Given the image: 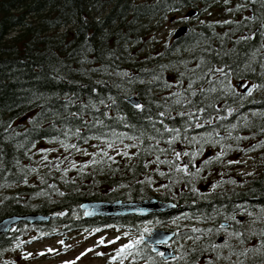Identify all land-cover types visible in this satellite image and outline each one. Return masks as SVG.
Instances as JSON below:
<instances>
[{"label": "trees", "instance_id": "16d2710c", "mask_svg": "<svg viewBox=\"0 0 264 264\" xmlns=\"http://www.w3.org/2000/svg\"><path fill=\"white\" fill-rule=\"evenodd\" d=\"M187 10L199 22L179 39L160 37ZM131 96L140 107L127 102ZM91 144L122 151L101 150L93 162L67 168L37 157L40 148ZM239 152L264 162V0H0V221L54 217L1 236L0 264H9L22 235L59 238L106 228L145 234L135 217L86 219L84 202L197 204L182 219L197 229L198 221L219 226L229 198L222 184L203 189L231 179ZM250 179L240 195L262 206L256 255L246 247L233 251L235 258L218 256L200 231L185 260L205 256L208 263L180 264H264V165ZM176 220L152 218L172 222L174 231ZM125 245L111 262H175L144 242Z\"/></svg>", "mask_w": 264, "mask_h": 264}, {"label": "rangeland", "instance_id": "374dc122", "mask_svg": "<svg viewBox=\"0 0 264 264\" xmlns=\"http://www.w3.org/2000/svg\"><path fill=\"white\" fill-rule=\"evenodd\" d=\"M191 10L185 11L183 14L174 16L165 28L161 31L162 38H166L174 33L182 26H191L199 22L201 17L188 18L187 14ZM216 16H225V11L222 9L215 10ZM204 16L203 18L208 17ZM40 148L38 152V159L40 163L43 161L54 160L58 161V166L67 168L78 163H90L99 157L98 153L104 150L105 153L118 154L122 149L104 147V145L91 144L86 148L70 151L60 146L53 145ZM97 156V157H96ZM254 154L244 155L238 153L232 156L234 165L245 164L242 167L244 170H239L234 173V176L241 177L243 175L251 176L259 172L261 165L264 162H256ZM161 189L156 190V192ZM159 228L158 225L151 222H144L141 224V231L151 232ZM144 235H128L124 232H117L115 228H106L97 233H75L59 238H48L45 236L27 234L20 236L21 247L19 250L9 254V264H129L128 260H120L118 262H111L114 257V252L125 244H129L134 240L140 239ZM175 248V244H173Z\"/></svg>", "mask_w": 264, "mask_h": 264}, {"label": "flooded vegetation", "instance_id": "af4514ba", "mask_svg": "<svg viewBox=\"0 0 264 264\" xmlns=\"http://www.w3.org/2000/svg\"><path fill=\"white\" fill-rule=\"evenodd\" d=\"M243 165L245 164L231 165L233 171L231 174V179L223 181H209L207 187L203 189V192H211L214 190V185L222 184L223 189L226 193V197L229 198V201L224 203L225 218L219 226H214L213 224L204 221H198L194 223L197 224L199 228H194L193 222L183 220L182 216L188 210L192 211L194 207H198V205H184L182 203L179 204L180 212L175 215V217L179 218V220L175 221L178 223L177 229L175 231L169 229V225L172 224V222H163L162 225H160L164 226V228H166L167 230L174 231L176 234V238L174 240L176 249L173 248L176 253L174 264L208 263L205 256L199 257L192 262H188L185 260V258L187 257V250L193 247L194 241H196L200 231L202 233L200 235H206L208 238H210L211 246L217 250L218 256H220L221 254L226 258H235L236 254L232 256V252H246V247L248 248L249 255H256L255 252L260 249V246L257 244L256 236L258 232H260L261 228L260 215L262 206L258 198L240 195V193L244 192L246 190L245 188H247V186L251 184L252 180L250 179V177L253 176H234V173H236L237 171L245 169L242 167ZM245 177H248L249 179H244ZM143 222L154 223L152 219L143 220ZM193 229H196L197 231H193ZM145 234L149 236L151 232H145ZM243 235H247L246 240L242 237ZM171 246L173 245L171 244ZM157 255H159V257L162 259V253H158Z\"/></svg>", "mask_w": 264, "mask_h": 264}, {"label": "water", "instance_id": "95a60500", "mask_svg": "<svg viewBox=\"0 0 264 264\" xmlns=\"http://www.w3.org/2000/svg\"><path fill=\"white\" fill-rule=\"evenodd\" d=\"M195 15V11L187 14L188 18ZM188 32L187 26L180 27L174 37L179 39ZM127 102L136 107L141 104V100L136 96H131ZM179 209V205L174 202H164L157 198L145 199L140 201H90L81 205L84 217L88 220L101 219H126L129 217L146 218L153 215H162L175 212ZM53 219L51 215L44 214H27L12 215L3 218L0 221V236L8 235L12 229L21 224L40 225L46 224ZM175 234L162 229H156L152 235L146 237L144 242L153 247L154 252H162V258L165 261L174 260L175 252L169 247L174 240Z\"/></svg>", "mask_w": 264, "mask_h": 264}, {"label": "snow or ice", "instance_id": "6c2138e0", "mask_svg": "<svg viewBox=\"0 0 264 264\" xmlns=\"http://www.w3.org/2000/svg\"><path fill=\"white\" fill-rule=\"evenodd\" d=\"M136 107H140V105L137 104ZM105 155H106V153H105ZM185 155H187V153H185ZM179 156H180V153H177V159H179ZM178 170H180V169H178ZM145 231L147 232L148 230L145 229ZM193 231H197V230L193 229ZM142 242H143V236H141L140 239L134 240L132 243L125 245V248H132L134 244H140ZM120 251L123 252L124 249L122 248Z\"/></svg>", "mask_w": 264, "mask_h": 264}, {"label": "bare ground", "instance_id": "6f19581e", "mask_svg": "<svg viewBox=\"0 0 264 264\" xmlns=\"http://www.w3.org/2000/svg\"><path fill=\"white\" fill-rule=\"evenodd\" d=\"M119 139V138H118ZM36 158V157H35Z\"/></svg>", "mask_w": 264, "mask_h": 264}]
</instances>
